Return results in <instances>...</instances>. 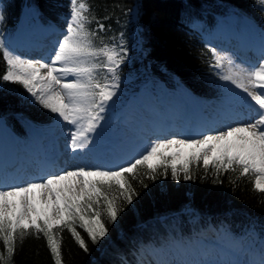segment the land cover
Instances as JSON below:
<instances>
[{"label": "trees", "instance_id": "obj_1", "mask_svg": "<svg viewBox=\"0 0 264 264\" xmlns=\"http://www.w3.org/2000/svg\"><path fill=\"white\" fill-rule=\"evenodd\" d=\"M1 2L2 26L17 36L26 26L66 27L70 0ZM85 2L89 6L86 15L91 20L87 28L96 33L94 46L107 44L116 46L117 51H121V46L126 49V54L121 51L125 59L117 72L116 103L106 108L109 116L142 88L154 94L163 88L169 97L185 90L204 103L219 98L223 81L217 75L204 33L210 34L220 18L229 15L242 20L249 17L264 27V6L257 0ZM99 24L104 25L102 31ZM105 60L100 56L94 62L103 65ZM5 71L6 62L0 52V76ZM106 77L111 82V73L98 68L96 78L103 83ZM0 118L23 138L28 125L45 126L55 120V114L34 103L21 84L0 82ZM187 158L176 162L178 168ZM241 171L239 167L225 171L211 163L206 169L201 160L189 165L191 179L184 180L181 171L180 179L174 180L170 169L166 176L162 168L158 169L156 179H150L146 167L138 168L135 179L128 177L139 193L131 205L115 187L105 193L109 198L115 196L117 205L124 209L115 223L107 218L102 197L99 207L93 205V211H101V220L109 229L105 238L93 244L79 222L74 225L85 240L87 251L67 228L53 229L61 245V264H135L139 245H144L142 249L149 244L160 245L179 235L189 240L223 231L241 238L257 237L260 245L264 242V193L254 189V174L241 175ZM0 254L6 258L0 264H55L47 239L34 230L26 232L23 239L16 234L10 259L0 240Z\"/></svg>", "mask_w": 264, "mask_h": 264}, {"label": "snow or ice", "instance_id": "obj_2", "mask_svg": "<svg viewBox=\"0 0 264 264\" xmlns=\"http://www.w3.org/2000/svg\"><path fill=\"white\" fill-rule=\"evenodd\" d=\"M257 2L264 5V0ZM69 8L63 38L57 42L54 55L48 58V62L25 59L0 41V52L6 62V71L0 76V82L21 84L34 103L55 114L56 123L70 125V147L75 154L77 150L88 149L91 135L101 127L106 108L117 95V72L125 59L121 51L126 54V49L121 46V51H117L116 46L107 44L95 47L96 33L87 28L91 23L86 15L88 4L85 0H70ZM3 19L0 12V21ZM103 29L104 25L99 24V30ZM211 51L214 67L227 68L226 73L217 72L219 78L245 94L240 99L253 110L256 118L239 119L234 122L235 126L230 124L223 129L210 130L198 134L199 138L180 134L158 138L151 141L138 158L122 165L75 166L59 169L58 174L56 171L46 172L20 184L0 182V240L6 247L8 259L14 253L16 234L23 239L29 230L44 235L55 264H61V245L53 234L55 228H67L80 247L87 251L85 240L74 225L79 222V227L93 244L105 238L109 229L101 220V211H93V205L99 207L102 197L105 214L115 223L124 209L117 205L115 196L109 198L105 193L115 187L122 199L131 205L139 193L128 177L135 179L140 167L147 168L150 179H156L158 169L162 168L165 176L170 169L174 180L180 179L181 171L184 180L191 179L189 165L194 161L202 160L206 169L210 163L225 171H235V167H239L241 175H255L254 189L264 193V59L248 70L235 65L227 54H218L216 49ZM100 56L106 58L103 65L94 62ZM100 67L111 73V82L107 77L103 83L96 78ZM172 148L176 149L171 153L173 160L180 155L181 148L193 151L178 168L176 163H169V157L165 155V150ZM261 255L264 257V242L261 243ZM5 259L0 254V261ZM168 264L201 262L174 260Z\"/></svg>", "mask_w": 264, "mask_h": 264}, {"label": "rangeland", "instance_id": "obj_3", "mask_svg": "<svg viewBox=\"0 0 264 264\" xmlns=\"http://www.w3.org/2000/svg\"><path fill=\"white\" fill-rule=\"evenodd\" d=\"M1 11L2 2L0 0ZM218 24V36L226 40L222 41L220 47L218 46L219 50L222 55L227 54L235 65L251 70V66L254 64L253 62H247L246 59L248 57H245L247 54L250 55V52L245 50L246 45L250 44L258 51L262 49V55L260 54L259 58L260 60L264 59V27H260L250 18L242 20L234 15L221 18ZM65 28L58 24L50 27L39 26L36 29H29L26 26V30L22 29L17 36V34L12 33V30L4 29L0 21V41H3L16 54L24 56L26 48L37 44L35 42L38 38L45 37L46 33L52 31V38L55 39L54 44L46 45L39 42L41 44L38 45V43L37 48L40 50L49 47V49L53 50L52 55H54V49L57 46V42L63 38ZM214 31L208 35L207 39L208 45L210 48L213 47V49L215 47L211 43L209 36L214 34ZM204 34L207 36L206 33ZM237 42L242 44V51L235 50L234 47ZM52 55L49 54V57ZM216 70L223 74L226 73L227 68ZM244 95L241 90L236 89L235 86L225 81H223L222 95L207 103L198 100L185 90L174 95V97H169V94L163 88L159 89L157 94L142 88V90L129 96L119 109L113 111L112 115L110 114L109 116L106 112L104 113L105 119L101 122V127L98 131L91 135L89 146L95 150L98 158L106 156L110 163L118 162L125 158L126 161H129L133 158H138V154L142 153L151 141L158 138H168L164 134H157L150 138V142L147 145L142 146L141 141L132 132H135L134 130L137 127L142 130L145 124L143 119H149L154 124L162 125L164 121L161 112L167 110L172 118H177V116L188 117V124L193 123L198 127H205L206 124H211L223 129L226 125L235 126L234 122L239 119L253 118V110L242 103L240 99ZM114 103H116V96L109 102V105ZM149 113L151 114L149 115ZM234 113L238 116H235ZM242 113L246 114V117H243ZM179 120L178 118L177 121L179 122ZM58 126L61 132L57 131ZM70 129L71 126L67 125L66 122H62V126H60L54 120L45 126L28 125L26 130L24 129L26 136L22 138L15 131H11L4 120L0 118V169H4V163L6 162H13L11 170L15 174L19 173L17 169L20 167L22 169H30L32 167L30 162L32 157L30 155L35 152L38 156L35 159L39 160L42 152L46 151L44 144L48 139L57 142V146L69 152L71 149ZM55 134L56 137H54ZM189 137L191 136L189 135ZM174 151H176L175 148L166 149L165 155L169 156L171 162L176 163L185 160L193 150L181 148L180 155L173 160L171 153ZM113 166L115 165L111 164L108 167ZM219 233L218 235V232H214L212 236L205 233L206 236L203 238L196 237L193 239L189 238V240L184 239L183 235H179L176 238H168L166 243L160 245L149 244L143 249L140 247L144 245H139L138 249H136L138 255L135 259V264H144L145 261L153 259L163 261L165 259L172 260L173 258V260L199 261L201 264H228V262L261 264L264 257L261 255V243L259 245L257 237L245 236L241 238L237 235H229L223 231Z\"/></svg>", "mask_w": 264, "mask_h": 264}, {"label": "bare ground", "instance_id": "obj_4", "mask_svg": "<svg viewBox=\"0 0 264 264\" xmlns=\"http://www.w3.org/2000/svg\"><path fill=\"white\" fill-rule=\"evenodd\" d=\"M48 35H52V32H48ZM50 37V36H49ZM48 38V37H47ZM42 38H39L35 43H47L46 45H52V43H54L53 41H55L54 38H51L49 41ZM216 43H215V49L216 52L218 54L222 53L219 50L220 44H222V41H226L224 40L222 37L220 38H216ZM41 43H39L38 45H40ZM36 44L30 45L28 48L25 49V53L23 54L25 59H30L33 61H43V62H47L48 61V55L51 54L52 50L48 48L45 49H38L36 46H38ZM219 46V47H218ZM235 50L237 51H242L243 47L242 44H240L239 42H237V44H235ZM251 48L253 49V52H256V56H260V54L262 55V49H260L259 51L254 49L253 46L251 45ZM38 58V59H36ZM258 61H260V58L258 59ZM240 64H242L240 62ZM159 111V110H157ZM162 113V119L164 122H162L163 124H154L153 121H150L149 119H143L144 121V126L142 128V130H140L138 127L136 128V130H134L135 132H132L134 136H136L137 139H139L141 141L142 146L147 145L150 141V138L152 136H155L157 134H164L165 136L171 137L173 134H180L183 137H189V135L193 138H199L198 134H206L207 132H209L210 130H214V129H221L219 127H215L213 125H209L206 124L205 127H201V126H196V124L193 123H189L188 124V118L187 117H178L177 118H172V116L168 113L167 110L161 112ZM151 113H149L150 115ZM235 116H238L236 113H234ZM243 117H246V114L242 113L241 114ZM251 115V114H250ZM180 119L179 122L177 121V119ZM255 113L253 115V118L251 119H255ZM142 120V121H143ZM57 125L62 126V122L61 123H56ZM209 125V126H208ZM57 131L61 132L60 127L58 126ZM14 135V134H13ZM59 135V134H58ZM54 137H56V134L54 135ZM58 138V136H57ZM155 139V138H154ZM57 142L55 141H51V140H47V142L44 144V147L46 149V151L44 152L42 149V155L41 156H46L47 159L45 161H43L41 159V161L35 159L37 156V154L35 152H33V154H31L30 156L32 157V160H30L32 167L30 169L27 168H23L20 167L19 169H17L19 171V173L15 174L11 169L13 167V162H6L4 163L5 167L4 169H0V182H3L5 184H20L22 182H25L26 180H33L34 178H37L40 175V171L44 170L45 173L46 172H53L56 171L58 174V170L59 169H67L70 167H75V166H81V167H85V166H109L111 164H114L115 166L117 165H122L125 161V159H122L118 162H113L110 163L108 161V158H106V156L98 158L97 153L95 152V150H93V148L91 146L88 147V149L84 150L83 152L77 150V152L74 154L73 151L70 149L69 152H66L65 150H63L62 148H60V146H57L56 144ZM35 150H39L38 148H34ZM33 150V151H35ZM51 150V152H50ZM56 151V153H55ZM61 162H60V161ZM3 165V164H2ZM169 256V255H168ZM174 259V258H173ZM172 259V260H173ZM170 259H165L163 261H158L157 259H153V260H147L144 262V264H168V262L172 261ZM174 261V260H173Z\"/></svg>", "mask_w": 264, "mask_h": 264}, {"label": "water", "instance_id": "obj_5", "mask_svg": "<svg viewBox=\"0 0 264 264\" xmlns=\"http://www.w3.org/2000/svg\"><path fill=\"white\" fill-rule=\"evenodd\" d=\"M218 30H219V27H216V29H215V31H214V34H212L211 36H210V39H211V41H212V43H213V45H215V43H216V38H220L218 35H219V32H218ZM45 37H43L44 39H46V37H49L48 36V34L46 33L45 35H44ZM39 39V38H38ZM47 40V39H46ZM45 44H47V43H45ZM54 44V43H53ZM251 45L252 44H250V45H246V47H245V49L246 50H248V51H253V49L251 48ZM220 46H221V44H220ZM215 47V46H214ZM43 49V48H42ZM237 51V50H236ZM51 52H53V50L51 51ZM53 53H51L50 55H52ZM49 56V55H48ZM48 59V58H47ZM249 61H253V60H249ZM259 61L258 60H254V62H253V64L254 65H256L257 63H258Z\"/></svg>", "mask_w": 264, "mask_h": 264}]
</instances>
